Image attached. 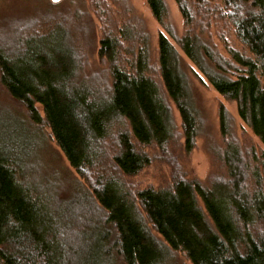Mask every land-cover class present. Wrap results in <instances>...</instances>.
I'll return each mask as SVG.
<instances>
[{
	"label": "trees",
	"instance_id": "obj_1",
	"mask_svg": "<svg viewBox=\"0 0 264 264\" xmlns=\"http://www.w3.org/2000/svg\"><path fill=\"white\" fill-rule=\"evenodd\" d=\"M175 1L185 27L176 43L192 66L160 32L155 75L149 36L135 24L99 41L107 83L85 76L79 30L67 19L10 23L4 45L0 31V83L50 128L77 174L44 173L28 151L0 141V264H178L177 252L191 264H264V149L240 143L222 103L221 141L209 145L221 173L162 188L127 181L151 163L143 147L165 151L182 138L184 151L194 148L202 117L192 76L233 101L264 147V0ZM145 2L164 27L165 1ZM217 21H229L241 44L222 37L228 58L210 40Z\"/></svg>",
	"mask_w": 264,
	"mask_h": 264
},
{
	"label": "rangeland",
	"instance_id": "obj_2",
	"mask_svg": "<svg viewBox=\"0 0 264 264\" xmlns=\"http://www.w3.org/2000/svg\"><path fill=\"white\" fill-rule=\"evenodd\" d=\"M164 1L168 14L163 27L153 18L145 0H0V31H4L10 23L25 24L24 22L34 21L36 17L40 19L42 18L40 15H47L56 20L67 19L74 30L72 32L79 30L77 36L80 38V49L85 58V76L96 78L99 83H107L109 65L98 55L99 41L107 33L115 34L118 27L135 24L141 28V34L147 33L149 36L151 52L149 53V71L155 75L157 74V38L160 32L168 37L184 61L190 64L176 43V39L185 32L177 3L175 0ZM184 2L188 7L197 5H194V0H184ZM47 21L51 19L41 22L39 27H43ZM212 23L208 29L211 35L210 40L215 44L218 52L228 58L229 54L222 37L235 48L239 49L241 44L237 41L229 21ZM17 26L20 27V25ZM203 28L202 26L194 27L193 32L198 33ZM5 31L2 34L5 37L2 36L4 42L1 45L9 39L6 35L10 33V29ZM174 37H176L175 40ZM192 80L202 117L194 148L189 152L184 151L181 144L182 138L178 142L170 143L165 151H160L153 146L143 147V150L150 154L151 163L135 176L127 177V181L134 189L146 186L162 188L169 185L175 178L199 179L206 182L211 174L221 173L222 169L213 162L212 153L209 151L211 143L221 141L217 117V108L220 103L232 116L234 133L240 143L245 144L246 147H255L257 151L260 150L259 148L264 149L259 139L239 118L233 101L218 94L209 84L200 83L193 76ZM37 107L40 115L43 116L41 107L39 105ZM172 110L175 123L180 126V117L173 105ZM10 133H13L15 137L11 136L10 139ZM0 141L14 146L19 152L28 151V164L38 167L44 173H55L58 178L65 180L68 177H77L56 144L50 128L44 123H33L25 106L13 99L1 83ZM20 157L25 158L26 155L22 154ZM83 218H85L84 213L80 215L81 225H83ZM147 226L154 236L160 237L150 223ZM175 256L178 264H191L182 252H177Z\"/></svg>",
	"mask_w": 264,
	"mask_h": 264
},
{
	"label": "water",
	"instance_id": "obj_3",
	"mask_svg": "<svg viewBox=\"0 0 264 264\" xmlns=\"http://www.w3.org/2000/svg\"><path fill=\"white\" fill-rule=\"evenodd\" d=\"M52 1H58V0H52Z\"/></svg>",
	"mask_w": 264,
	"mask_h": 264
},
{
	"label": "bare ground",
	"instance_id": "obj_4",
	"mask_svg": "<svg viewBox=\"0 0 264 264\" xmlns=\"http://www.w3.org/2000/svg\"><path fill=\"white\" fill-rule=\"evenodd\" d=\"M35 113V112H34ZM129 117V116H128ZM263 206V205H262Z\"/></svg>",
	"mask_w": 264,
	"mask_h": 264
}]
</instances>
